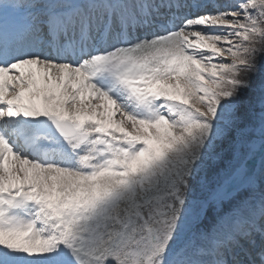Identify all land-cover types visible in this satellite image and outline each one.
I'll return each instance as SVG.
<instances>
[{"label": "snow or ice", "instance_id": "snow-or-ice-1", "mask_svg": "<svg viewBox=\"0 0 264 264\" xmlns=\"http://www.w3.org/2000/svg\"><path fill=\"white\" fill-rule=\"evenodd\" d=\"M0 264H264V0H0Z\"/></svg>", "mask_w": 264, "mask_h": 264}]
</instances>
